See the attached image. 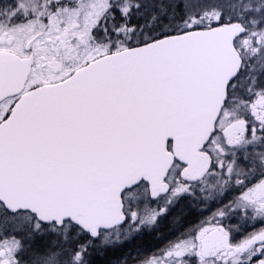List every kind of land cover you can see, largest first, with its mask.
<instances>
[{
    "label": "snow or ice",
    "instance_id": "obj_1",
    "mask_svg": "<svg viewBox=\"0 0 264 264\" xmlns=\"http://www.w3.org/2000/svg\"><path fill=\"white\" fill-rule=\"evenodd\" d=\"M0 264H264V0H0Z\"/></svg>",
    "mask_w": 264,
    "mask_h": 264
},
{
    "label": "flooded vegetation",
    "instance_id": "obj_2",
    "mask_svg": "<svg viewBox=\"0 0 264 264\" xmlns=\"http://www.w3.org/2000/svg\"><path fill=\"white\" fill-rule=\"evenodd\" d=\"M165 237H167L168 239L172 238L171 235L167 232H165ZM163 243H165V239L149 238L145 242V247L148 249H152L161 246Z\"/></svg>",
    "mask_w": 264,
    "mask_h": 264
}]
</instances>
